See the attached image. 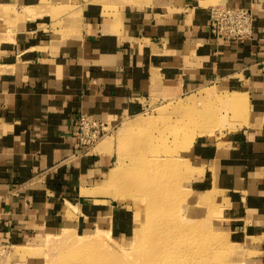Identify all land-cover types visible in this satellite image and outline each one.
<instances>
[{
    "label": "crops",
    "instance_id": "0c3cea01",
    "mask_svg": "<svg viewBox=\"0 0 264 264\" xmlns=\"http://www.w3.org/2000/svg\"><path fill=\"white\" fill-rule=\"evenodd\" d=\"M219 3L252 7V38L211 34L209 8ZM110 5L0 0V247L65 226L113 224L115 213L118 224L117 201L94 191L117 154L103 143L81 147L82 113L116 126L154 97L207 87L225 99V125L188 148L190 186L211 190L235 243L264 264V0ZM232 99L241 100L234 119Z\"/></svg>",
    "mask_w": 264,
    "mask_h": 264
},
{
    "label": "rangeland",
    "instance_id": "374dc122",
    "mask_svg": "<svg viewBox=\"0 0 264 264\" xmlns=\"http://www.w3.org/2000/svg\"><path fill=\"white\" fill-rule=\"evenodd\" d=\"M104 1L113 8L112 0ZM224 100L207 87L177 97L157 96L139 115L110 124L112 130L90 149L103 143L117 154L94 191L117 201L122 211L118 224L115 213L113 224L65 226L21 245L3 243L0 264H255L254 253L236 244L225 228L211 190L198 194L190 186L188 148L196 135L224 130L219 121ZM233 108L234 119L240 109Z\"/></svg>",
    "mask_w": 264,
    "mask_h": 264
},
{
    "label": "built area",
    "instance_id": "2783aa9c",
    "mask_svg": "<svg viewBox=\"0 0 264 264\" xmlns=\"http://www.w3.org/2000/svg\"><path fill=\"white\" fill-rule=\"evenodd\" d=\"M254 18L251 6L215 4L209 8V30L218 39L236 44L244 43L253 36ZM76 124L79 143L86 148L95 146L112 130L108 121L88 113H82Z\"/></svg>",
    "mask_w": 264,
    "mask_h": 264
},
{
    "label": "bare ground",
    "instance_id": "6f19581e",
    "mask_svg": "<svg viewBox=\"0 0 264 264\" xmlns=\"http://www.w3.org/2000/svg\"><path fill=\"white\" fill-rule=\"evenodd\" d=\"M231 101H232L233 106H237V105L241 104V100H234V99H232ZM213 118L215 119V117H212L211 119L214 120ZM214 121L217 122L216 120H214ZM208 124H209V123H208ZM210 124H211V123H210ZM214 124H215V123H214ZM203 125H204V124H203ZM211 125H212V124H211ZM205 126H206V125H205ZM223 126H224V125H223ZM234 126H235V125H234ZM198 127H199V126H198ZM203 127H204V126H203ZM203 127H201L200 130L203 129ZM209 127H210V125H209L208 127L206 126V128H209ZM214 127H215V126H214ZM210 128H211V127H210ZM215 128H216V127H215ZM195 130H196V129H195ZM202 131H203V130H202ZM198 132H199V131H198ZM207 132H208V131H207ZM210 132H211V131H209V133H210ZM194 133H197V132L194 131ZM194 133H193V134H194ZM203 133H206V131L203 132ZM190 134H191V133H190ZM197 134H198V133H197ZM200 134H202V133H200ZM187 136H188V135H187ZM194 137H195V135L192 136V138H194ZM183 138H184V137H183ZM186 138L188 139V137H186ZM192 140H194V139H192ZM180 143H182V141H181ZM50 239H51V238H50ZM217 255H218V254H217ZM242 264H243V263H242Z\"/></svg>",
    "mask_w": 264,
    "mask_h": 264
}]
</instances>
